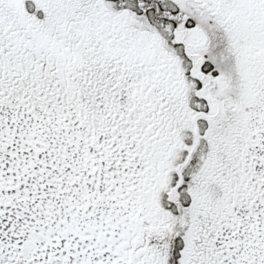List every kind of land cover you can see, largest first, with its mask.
Returning <instances> with one entry per match:
<instances>
[{"label": "snow or ice", "instance_id": "6c2138e0", "mask_svg": "<svg viewBox=\"0 0 264 264\" xmlns=\"http://www.w3.org/2000/svg\"><path fill=\"white\" fill-rule=\"evenodd\" d=\"M0 264H264V0H0Z\"/></svg>", "mask_w": 264, "mask_h": 264}]
</instances>
